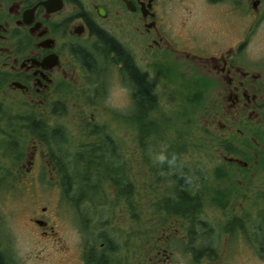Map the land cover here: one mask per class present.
Wrapping results in <instances>:
<instances>
[{"label":"flooded vegetation","instance_id":"obj_1","mask_svg":"<svg viewBox=\"0 0 264 264\" xmlns=\"http://www.w3.org/2000/svg\"><path fill=\"white\" fill-rule=\"evenodd\" d=\"M202 3L231 16L233 28L223 29L222 19L210 29L197 18L193 21L196 3L191 0H0V123L22 126L17 113H25V125L32 128L35 106L43 123L70 115L80 118L84 128L96 124L97 117L123 116L131 108L135 114L144 111L138 83L146 84L153 102L161 104L185 81L196 95L195 110L217 140L215 160L223 165L214 173H202L191 172L195 168L177 162L174 153L160 160L155 180L166 184L156 191L166 199L154 207V226L146 237L143 226L149 221L144 219L138 221L136 233H128L129 217H140L129 213L142 214L143 204L114 207L100 188L102 202L92 206L86 196L96 187L90 179L101 180L96 172L101 164L116 163L111 154L120 147L111 136H99L95 128L98 140L86 151L94 156L81 154L79 163L65 156V148L74 142L63 139L61 128L55 135L42 130L41 144L55 148L46 159L55 164L54 177L83 179L76 201L67 200L66 185H60L61 206L81 218L82 227L76 223L79 238L73 247L64 244L58 250L63 256L57 264H219L233 253L246 264L264 261V0ZM121 99L118 105L115 101ZM136 143L140 148L143 141ZM33 158L23 173L24 165L10 172L20 187H32L26 178ZM70 159L82 165V173L65 172ZM219 181H225L221 190ZM182 196L190 204L176 206ZM192 197L198 202L195 210ZM84 202L89 204L81 209ZM116 207L126 216L124 232L116 239L131 237V242H116L111 215L100 221L98 208H104L103 213ZM225 211L231 213L227 222L203 220L208 212ZM51 214L49 206L36 204L23 212L21 227L38 240L52 242ZM1 232L2 262L15 264Z\"/></svg>","mask_w":264,"mask_h":264},{"label":"rangeland","instance_id":"obj_2","mask_svg":"<svg viewBox=\"0 0 264 264\" xmlns=\"http://www.w3.org/2000/svg\"><path fill=\"white\" fill-rule=\"evenodd\" d=\"M195 2L196 6L192 8L191 13L193 14V21L197 18L203 27L208 29L217 27L218 22L222 19L224 21L223 29H232L234 25L233 19L227 14H222V10L206 7L201 0H191ZM180 10V8H178ZM192 19L189 22H192ZM228 22V24H227ZM218 29V28H217ZM187 69L191 71L194 67L187 66ZM178 72V68L175 70ZM177 77V76H176ZM176 88L180 91L183 88ZM188 86V85H187ZM171 89V95L175 94V89ZM186 93L184 100L173 99L172 96L162 99V103L156 104L151 110L145 111L146 118L142 120L143 122H150V124L145 125L139 120V117L143 114V111L139 114L134 113V108L125 112L123 116H116L111 114V116H101L96 118V124L88 125L81 128L79 125L78 117L65 115L51 117L47 123H43L40 113L34 108V111L30 114V117L39 123V128L32 130L27 122L24 121L25 113H17L19 116V121L22 126L16 125V127H8L0 123V174L4 171L8 172L5 179H0V230L2 231V240L6 241L7 247L10 249L9 257L13 259L15 264H57L60 262L59 258L63 256L59 252L64 244H68L73 247L76 244L78 237V226L82 227V219L77 218L74 213L66 212V208H63L60 203V197L62 195L63 183L66 185L67 191L65 192L67 200H77V189L82 187L83 179L79 176L70 177L65 181H61L58 176L54 177L52 173L53 167L51 163H47L46 159L50 156L51 151H55V148L50 144H41V139L36 133H42V130L51 131L55 128H61L64 131V140L68 142H74L73 146H68L65 156H70L75 162H82L78 160L77 156L81 154H87L86 151L92 149L88 148L92 145L95 140H98L94 130L98 127L97 131L99 136L104 135L106 132L111 136L113 142L120 148H115L112 150L111 156L116 163L111 166H107V163H102L100 168L97 169L98 178L90 179V184L96 186L94 189L90 190L89 194L86 195L88 198L92 199V206L96 203L102 202V195L98 192L100 190L106 192L108 202L111 201L113 206L120 205H144V211L141 213H129L132 215L139 214L140 217L132 220L129 217L128 220V233H133L137 230V224L140 220H146L151 223V218L156 214L158 209L154 207L162 204L161 199L162 193L158 195L157 189H162L166 182L161 180V183L156 182L155 177L158 173V163L161 157H164L173 152V148H180L179 155L176 156L177 162H180L183 166H192L194 171L191 172H202V173H214L216 169L223 166L221 162H217L215 157L218 156V145L216 138L213 137L211 130L209 133H205L202 130L203 120L201 116H198L197 112L191 111L194 108V103L196 100V95L189 92L188 88H183ZM169 95V93H167ZM172 98V99H171ZM169 99V100H168ZM175 101V102H174ZM118 105L122 103L121 100L115 101ZM184 104L185 110L183 113ZM193 106V107H190ZM148 104L144 105V110L148 109ZM161 110H163L161 112ZM171 110V111H169ZM177 113H171L174 111ZM49 115V114H48ZM44 116V115H42ZM46 116V115H45ZM24 126V127H23ZM171 126V128L169 127ZM137 130V135L139 131L141 134H146L140 140L143 144L140 148L137 146V136L135 133L127 132L126 128ZM26 128V129H25ZM170 128V129H169ZM171 131V132H170ZM208 135V140L204 139V135ZM55 138L54 136H49ZM173 141L172 144H168V141ZM10 139V140H9ZM9 140V141H8ZM44 143V142H43ZM154 148L157 150L153 149ZM63 146V145H62ZM165 148V149H164ZM49 152V156H48ZM158 154H157V153ZM33 154L39 165H36L35 161L32 165L33 168L27 176L32 184V187L24 188L19 186V180L15 179L12 173H16L20 170V166H23L22 173L27 167V160ZM109 157V154L106 155ZM39 159L42 160L43 165H40ZM73 159L67 161L66 173L80 174L83 171L82 165L75 166ZM109 164V163H108ZM121 167L120 172L112 171L115 168L112 166ZM70 168V170H68ZM117 169V168H116ZM112 177H108L104 180L108 174ZM39 174V175H38ZM104 180V181H102ZM223 182H218L220 184L219 189L221 190L224 186ZM115 185L118 190L114 188ZM113 186V187H112ZM128 189V192L123 190L127 195L132 198L123 197L121 190L123 187ZM211 188L212 186L209 185ZM65 190V189H64ZM121 196V198H120ZM124 198V199H123ZM123 199V202L121 200ZM232 201V199L230 200ZM96 202V203H95ZM36 204L47 205L49 209L54 214L53 218V235L56 238L52 242H48L44 239L38 240L34 235L27 233L21 227L23 223V212L30 210ZM89 203L84 202L83 206H87ZM118 209L112 210L111 212H102L104 208H98L100 211L97 212L99 215L103 216L100 221H107L108 215H111L110 227L112 228L113 237L120 238V233L124 232V225H122L123 218H126L121 207H116ZM209 211V209H207ZM65 213L63 216L62 214ZM62 213V214H61ZM57 215V217H56ZM203 220L213 219L214 221L221 220V222H227L231 218V213L225 212H208L204 214ZM76 219V220H75ZM143 226L145 229L146 237L149 233L150 226H154L153 223ZM118 233V235H116ZM135 235V234H134ZM133 238L128 237L125 239L117 240L116 242H131ZM100 241L96 242L99 243ZM114 242V243H116ZM138 240H135L137 244ZM3 246V244H2ZM59 250V251H58ZM231 253L233 250H229ZM221 252V250H220ZM122 253L118 251L117 254ZM69 258V256H68ZM224 258H228L226 254ZM73 260V259H70ZM59 261V262H58ZM69 261V260H68ZM68 261H66L68 263ZM219 264H246L242 256L236 255L231 256L227 260H222ZM250 264H264V261H254Z\"/></svg>","mask_w":264,"mask_h":264},{"label":"trees","instance_id":"obj_3","mask_svg":"<svg viewBox=\"0 0 264 264\" xmlns=\"http://www.w3.org/2000/svg\"><path fill=\"white\" fill-rule=\"evenodd\" d=\"M186 83V82H185ZM138 85H139V93H140V99H138V101L140 102V103H142L143 105H149V109H152V108H154L155 107V103L153 102V99L151 98V95H150V92H149V89H148V87H147V85L146 84H143V85H141V84H139L138 83ZM187 85L188 84H183V88H187ZM189 86V85H188ZM184 98H185V95H182V100H184ZM190 107H193V106H190ZM145 111H147V109L146 110H144L143 111V114L141 115V117H139V120L145 125L144 127H146V124H150V122H143L142 120H144L145 118H146V115H145ZM191 111H193L194 113H196V110L195 109H192ZM34 124V128L35 127H37L36 126V124L35 123H33ZM34 132H35V129L33 130ZM147 133V132H146ZM145 133V134H146ZM37 135H38V137L40 138V139H44L43 138V134L41 133H36ZM144 134V135H145ZM208 140V139H207ZM174 150H173V152H171V153H174V156H177L176 155V153H178V151L180 150V149H178V148H173ZM169 155H171V154H169ZM86 156H88V157H93L94 156V153H90V152H87V154H86ZM168 156V155H167ZM166 157V156H165ZM60 165H62V164H60ZM112 168H121L120 167V165L119 166H112ZM126 192L125 193H127L128 192V190H125ZM122 192V191H121ZM124 192H123V195H121V196H123V197H126V199L128 198H132V197H130V195H127V194H125ZM121 196H120V198H121ZM193 199H192V207H193V209L192 210H195L197 207H195V205H197L198 204V202H197V198L196 197H192ZM180 199V201L179 202H177L176 203V206H179V205H181V206H185L186 204H190V201H188V200H186L183 196L182 197H180L179 198ZM69 200H71V199H69ZM72 201V200H71ZM193 214H197V213H193ZM195 219V218H194ZM1 257H3L1 254H0V264H3V262H2V258Z\"/></svg>","mask_w":264,"mask_h":264},{"label":"clouds","instance_id":"obj_4","mask_svg":"<svg viewBox=\"0 0 264 264\" xmlns=\"http://www.w3.org/2000/svg\"><path fill=\"white\" fill-rule=\"evenodd\" d=\"M161 159H163V157H161Z\"/></svg>","mask_w":264,"mask_h":264},{"label":"bare ground","instance_id":"obj_5","mask_svg":"<svg viewBox=\"0 0 264 264\" xmlns=\"http://www.w3.org/2000/svg\"><path fill=\"white\" fill-rule=\"evenodd\" d=\"M108 141V140H107Z\"/></svg>","mask_w":264,"mask_h":264}]
</instances>
